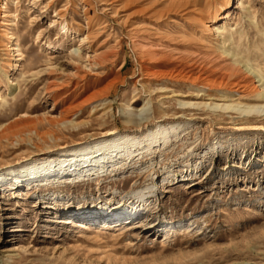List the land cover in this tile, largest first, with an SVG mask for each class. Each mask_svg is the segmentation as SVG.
I'll return each instance as SVG.
<instances>
[{
  "label": "rangeland",
  "instance_id": "obj_1",
  "mask_svg": "<svg viewBox=\"0 0 264 264\" xmlns=\"http://www.w3.org/2000/svg\"><path fill=\"white\" fill-rule=\"evenodd\" d=\"M0 1V264H264V0H233L212 37L199 20L224 0ZM169 125L187 134L130 168L69 164ZM128 196L133 214L78 208Z\"/></svg>",
  "mask_w": 264,
  "mask_h": 264
},
{
  "label": "bare ground",
  "instance_id": "obj_2",
  "mask_svg": "<svg viewBox=\"0 0 264 264\" xmlns=\"http://www.w3.org/2000/svg\"><path fill=\"white\" fill-rule=\"evenodd\" d=\"M232 1L233 0H224L221 5L213 6L211 8V10L208 12V14L202 15L201 19L199 20V25H200L202 31L210 28V31L208 34H210L211 37L215 36V34L218 33V31H219V26H217V23L221 22L223 19H225L227 17V12L231 6ZM192 2H193V5H195V6L199 5V7H201V5L203 4L202 1H200V0H192ZM1 8H2V4L0 3V9ZM8 16H9L8 13L7 14L2 13L0 15V54L2 55L1 56L2 59L7 58V56H9L11 54V52L13 50H15L14 47H12L10 44H8L10 38L12 37L11 35H9L8 29L7 28L1 29V25H3V24L14 25L13 23H11L13 21L5 23V21L3 20L5 17H8ZM68 31H69V28L66 24H60L58 34H61L62 37H65V36H68L67 35ZM156 46H157V44H156ZM163 58H165V57H163ZM164 60H166V58ZM180 67H182V65ZM224 68H226V67H224ZM183 83H185V82H183ZM192 84H193V82H192ZM77 107H78V105L69 106V109L74 110ZM138 109H140V107L134 108V107L128 105V111H130L129 113L134 112L135 110H138ZM178 128H179V125H169L166 127H155L152 129H148V130L142 132L140 135H134V136L125 135V134L115 135L112 138L102 140L100 142H96V145L98 148L102 147V145H105V146L110 145L109 147L107 146V148L105 149L106 151L101 152L100 154H97V156L95 155L93 157H90L89 154L88 155L82 154V152L78 151L73 156L74 160L71 159L72 161H70L69 164L72 162H76L77 159L80 160V159H85V158L86 159H94V158L105 159V158H107L108 162L104 165L105 168L96 170L92 175H95L96 179H99L102 176H109V175H112L119 170L130 168V166L135 161H138V159H140V158L152 157L155 153L162 151L163 149L168 147V145L170 144V142L173 139H177V138L187 134V131L185 129L186 127H182L179 129ZM257 128L262 129V126H257ZM117 142H120V143L117 145V147L114 148L113 145H114V143H117ZM92 144H95V143H92ZM92 144L83 145V146H80V148L82 149L83 147L89 146ZM77 148H79V147L68 148V149H65V150L57 153L56 155L62 154L63 152L67 153V152H70L71 150H73V152L75 153L74 150ZM53 156H55V155H53ZM50 157H52V156H50ZM103 157H105V158H103ZM28 163H31V162H28ZM28 163H26V164H28ZM58 166H59V164H56L54 168H57ZM98 168H99V165H98ZM86 174L81 173V175H79V176L84 177V175H86ZM82 179H84V178H82ZM82 179L75 180V178H74V180H73L72 178L70 179V177L65 178V180H58L57 179V180H53V181H45L44 178L43 179H35L36 184H34L32 186V189L29 190V192L30 193L31 192H39L40 193V192H44L47 190H56V188H60L67 183L71 182V183L75 184L76 182L83 181ZM17 183H19V182L17 181ZM10 191L16 192L18 190L11 188ZM156 193L153 192L149 196L153 197L156 195ZM50 203H53V206L49 207L50 209L57 208V206L59 205L57 201L56 202H50ZM123 205L130 206V207H128L129 208L128 213L133 214V213H135L141 209L143 202L139 201V199H136V197H132V196H128L124 199H123V197L122 198H120V197H113V198L106 197L104 199L98 198L97 201H94L92 203L91 202H86V203L83 202V203H81L80 206H78V208L80 210H83L85 208L87 210L102 208V209H105L107 212L112 213L115 210L121 208V206L123 207ZM59 218H61L57 221L59 223H68L69 222L68 217H59ZM74 221H78V220H74ZM187 221L190 222L191 220L187 219ZM79 223H80L79 225L81 227L87 228L85 226V225H87V223H85V221L81 220V221H79ZM105 223H107V222H105ZM173 223L174 224L172 225V227H175V228L181 224V222H173ZM187 224L189 225L190 223H186L182 227L183 231L185 230V226H187Z\"/></svg>",
  "mask_w": 264,
  "mask_h": 264
}]
</instances>
